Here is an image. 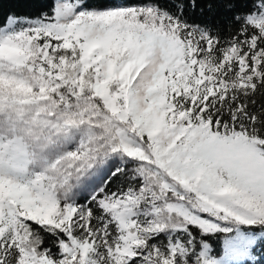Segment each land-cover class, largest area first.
Masks as SVG:
<instances>
[{
	"label": "snow or ice",
	"instance_id": "6c2138e0",
	"mask_svg": "<svg viewBox=\"0 0 264 264\" xmlns=\"http://www.w3.org/2000/svg\"><path fill=\"white\" fill-rule=\"evenodd\" d=\"M0 264H264V0H0Z\"/></svg>",
	"mask_w": 264,
	"mask_h": 264
},
{
	"label": "trees",
	"instance_id": "16d2710c",
	"mask_svg": "<svg viewBox=\"0 0 264 264\" xmlns=\"http://www.w3.org/2000/svg\"><path fill=\"white\" fill-rule=\"evenodd\" d=\"M11 7H14V5H11V4H5V6H4L5 12H6L9 8H11Z\"/></svg>",
	"mask_w": 264,
	"mask_h": 264
}]
</instances>
